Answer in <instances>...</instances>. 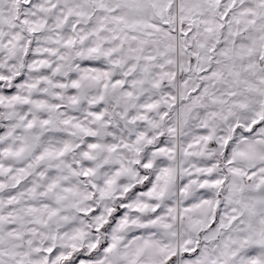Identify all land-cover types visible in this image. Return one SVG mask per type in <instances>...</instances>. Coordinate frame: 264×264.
Instances as JSON below:
<instances>
[{
  "label": "snow or ice",
  "instance_id": "obj_1",
  "mask_svg": "<svg viewBox=\"0 0 264 264\" xmlns=\"http://www.w3.org/2000/svg\"><path fill=\"white\" fill-rule=\"evenodd\" d=\"M0 264H264V0H0Z\"/></svg>",
  "mask_w": 264,
  "mask_h": 264
}]
</instances>
